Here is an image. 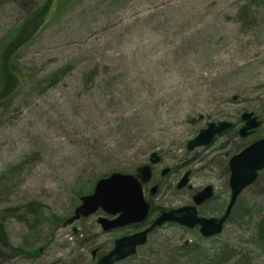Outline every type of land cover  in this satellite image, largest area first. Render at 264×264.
I'll return each mask as SVG.
<instances>
[{
    "label": "rangeland",
    "instance_id": "rangeland-1",
    "mask_svg": "<svg viewBox=\"0 0 264 264\" xmlns=\"http://www.w3.org/2000/svg\"><path fill=\"white\" fill-rule=\"evenodd\" d=\"M32 2L30 8L22 0H0V50L13 29L37 21L40 27L16 55L19 87L0 104V223L13 247L25 244L33 253L25 257L1 249L0 264H96L92 250L121 233L90 231L92 216L85 227L95 237L93 245L82 248L81 238L63 221L98 178L133 172L152 151L163 155L158 179L162 167L174 168L156 202L186 201L188 189L165 190L191 169L193 188L212 183L215 196L207 205L223 211L231 192L227 159L247 145L239 134L231 138V130L242 125L244 111L264 117V5L257 9L253 0H39V8L27 15L37 7ZM243 5L252 6L253 23L241 21ZM45 9L42 18L29 23ZM220 120L235 126L208 146L187 149V141L209 121ZM261 125L251 134L254 140L264 136ZM242 200L243 208L223 231L200 243L211 252L224 242L241 254L252 250V264H264V244L255 246L264 216V171ZM30 202L40 215L20 220ZM195 233L167 224L149 240L177 245L196 240Z\"/></svg>",
    "mask_w": 264,
    "mask_h": 264
},
{
    "label": "water",
    "instance_id": "water-1",
    "mask_svg": "<svg viewBox=\"0 0 264 264\" xmlns=\"http://www.w3.org/2000/svg\"><path fill=\"white\" fill-rule=\"evenodd\" d=\"M241 119L244 123L239 128L240 136L253 133L262 123V120L258 119L253 112L248 111L242 113ZM231 126L232 122L228 120L210 121L187 142V148L192 150L199 146H208L217 135ZM152 155H157V153L153 152ZM228 166L231 196L221 216L198 214L197 206L214 193L213 185H207L193 196L194 204L164 210L146 229L117 238L114 247L101 256L97 264H114L135 254L138 246L147 243L148 233L166 222H177L189 228L199 225L200 232L205 237L221 233L239 195L255 182L259 172L264 169V137L252 141L233 154L229 159ZM189 173L187 171L183 175L178 187H183L189 182ZM151 177L152 169L148 163L138 166L136 173L115 171L100 177L96 181L93 191L81 196V203L75 208L74 214L66 220L65 224L73 223L80 217H87L98 209L116 216L114 219L104 216L98 218V222L105 230L142 222L150 210V203L144 195L143 183L148 182ZM156 187H153V192ZM73 230L76 232L77 228L74 227Z\"/></svg>",
    "mask_w": 264,
    "mask_h": 264
},
{
    "label": "trees",
    "instance_id": "trees-1",
    "mask_svg": "<svg viewBox=\"0 0 264 264\" xmlns=\"http://www.w3.org/2000/svg\"><path fill=\"white\" fill-rule=\"evenodd\" d=\"M252 5H255L254 7L257 9H260L264 5V0H253ZM38 8L39 6L37 7V9ZM251 9H253L251 5H243L240 8L239 16L243 17L241 20L242 22L248 23V21L252 20L251 22L253 23V20L256 19L255 16L252 15ZM46 10L47 9L43 11L40 10V12L39 11L37 12L38 14L31 15L28 18V20H30L29 23H32L33 21L42 18ZM38 24L39 23L37 21L33 25L31 24L32 26L30 27L26 26L25 29L15 28L13 29V32L8 36H6L7 38L3 40V43L5 42L4 43L5 45L0 50V104L11 98L12 95L15 93V90L19 87L16 82L17 72L19 69L16 62V55L18 51L23 46H25L27 42L32 40V38L36 35V33L40 28L37 27ZM260 116L259 118H261ZM262 122L263 123L261 127L264 128V117L262 118ZM233 130H231L232 131L231 138L233 137L236 138L238 136L237 129H235V131ZM259 136L262 135H258V137ZM254 138L255 136H251V135L246 138H242L244 142L243 145L248 144L249 142L254 140ZM238 150H240V148H236V150H233L231 152L234 153ZM223 154L227 159L229 157L230 152L227 151L224 152ZM263 171L264 169L259 172L258 178L263 173ZM229 172H230L229 168L228 166H226V174L229 175ZM258 178L255 180V182L258 180ZM240 199H241V194L238 197L228 220H230L233 213L243 208L240 207L241 205L239 204L244 201L243 200L240 201ZM214 205L215 204L203 207L202 208L203 213H210V211H214L212 213L214 214L217 213L215 210H218V212H220L221 211L220 209L222 207L219 206L217 208V206ZM205 208H208V211ZM39 211L40 210L38 209V206L35 203L30 202L24 207L23 211L20 212L18 217L20 220H23L22 217L30 216L33 217L34 220H36L38 215H40ZM222 212L223 211H221L219 214H221ZM56 220H58L59 223L62 222L61 219H56ZM180 227L186 231H196L195 234L197 236V239L194 241L185 240L182 243H177L176 245L165 241H161V244H154L155 242L154 243L151 242L152 238H150L151 240H149L146 245L140 246L138 248V251L134 255L124 258L120 261L123 262L130 260L132 264H252L256 258V256H252V255L250 256L252 250L246 252L245 254H241L240 251L231 248V246L226 242L217 246L213 252L206 251L205 249L202 248V245L200 243L201 240H211L217 237L218 234L216 236L213 235L209 237H204L200 234L198 229H186L182 226ZM154 233L155 231L151 233V237L153 236ZM73 235L77 236V234L75 233H73ZM85 235H86L85 237L88 238V240H86L85 238V241L82 242L83 246L84 245L87 246L88 244H91V242L93 241V238H90L88 233H86ZM256 239H257L256 241L258 242L256 243L255 246L264 244V216L258 223V232L256 235ZM23 245L13 247L9 239L7 238L3 224L0 223V250L2 249L1 251H3L4 249H9V250L14 249L16 251V255L18 256L19 255L25 257L31 256L33 251ZM112 246H113V240H111V243L109 241L106 242L105 244L102 245V248H100L99 254L101 255L107 252V250H109ZM1 251H0V255H4L3 253H1ZM39 252L40 250L36 248L35 253L37 254ZM7 256L9 255L7 254ZM145 256L148 258V262L144 261Z\"/></svg>",
    "mask_w": 264,
    "mask_h": 264
},
{
    "label": "flooded vegetation",
    "instance_id": "flooded-vegetation-1",
    "mask_svg": "<svg viewBox=\"0 0 264 264\" xmlns=\"http://www.w3.org/2000/svg\"><path fill=\"white\" fill-rule=\"evenodd\" d=\"M23 2H25V3H27V5H29L30 6V8L32 7V5H33V0H22ZM36 1V3H35V5L37 4V3H39V0H35ZM51 1L52 2H55L56 0H48V2H50L51 3ZM60 1V0H59ZM63 2H65V0H63ZM39 6V4H37V7ZM37 7L35 8V9H33L32 11H30L27 15H29V14H31L34 10H36L37 9ZM255 133V132H254ZM252 134V133H251ZM250 134V135H251ZM250 143V142H249ZM153 152H156L157 153V155H152L153 154ZM152 160H154V161H152ZM229 160V159H228ZM162 162H163V155L161 154V151H152L151 152V154L149 155V158H148V161H146V162H144V163H148V164H150V166H151V169H152V177H151V179L148 181V182H146V183H143V191H144V195H145V198H146V200L150 203V210H149V213H148V216L146 217V219L145 220H143L142 222H140V223H135V224H128V225H125V226H120V227H114V228H110V229H108V230H105L104 228H103V226L98 222V218L100 217V216H104V217H107V218H109V219H114L116 216L115 215H111V214H108V213H106V212H104L103 210H98L96 213H94L92 216H95V220H94V222H91L90 223V226L88 227V229L91 231V227H100L101 228V232H103V233H108V232H114V233H116V232H119V233H121L119 236H117V237H114L113 238V246L109 249V250H107V252H105V253H103V254H99V252H100V248H102V245L103 244H101L100 246H98V247H96V248H94L93 250H92V256H93V258H96L97 257V260H96V264L98 263V260H99V258L101 257V256H103L104 254H106V253H108L113 247H114V244H115V240L117 239V238H120V237H122V236H125V235H129V234H133V233H135V232H139V231H142V230H144V229H146L147 227H149V226H151L152 224H153V222L155 221V219L158 217V216H160V214L164 211V210H170V209H172V208H178V207H182V206H185V205H189V204H193V196L198 192V191H200V190H202L204 187H206L207 185H210V184H212V183H207L206 185H204L203 187H201V188H199V189H194L193 188V186H192V184H191V178H192V170L191 169H187L184 173H183V175L187 172V171H189L190 173H189V178H190V180H189V182L185 185V186H183V187H178V183L180 182V180H181V178L183 177V175L179 178V180L177 181V183L176 184H173V183H170L167 187V190H165V193H168L169 191H171V189H174V185H175V189L177 190H175L174 192L176 193V192H181L182 190H189L190 191V193H189V198H187V200L186 201H180L179 203H176V204H172V203H169V204H167L165 201H157L156 202V200H154V198H155V196H156V194L162 189V187L164 188V186H165V180H166V174H168L170 171H172V169H174V168H170V167H168V166H164V167H162L161 168V170H160V179H158V177H157V170H158V167H159V165L160 164H162ZM229 162V161H228ZM144 163H142V164H144ZM189 163V162H188ZM227 166H228V164H227ZM228 168H229V166H228ZM165 169H167L166 171H165ZM135 172H136V169H135ZM213 185V184H212ZM154 186H157L156 187V189H155V191L153 192V187ZM214 186V185H213ZM213 195L211 196V197H209V198H207L206 200H204L201 204H199L198 206H197V208H198V214L199 215H201V216H213V215H216V214H211V213H203V211H202V208L203 207H206V206H208L207 204L214 198V196H215V187L213 188ZM74 212V211H73ZM74 213H72L70 216H72ZM69 216V217H70ZM92 216H89V217H80V218H78V219H76L73 223H71V224H65V222H66V220L69 218V217H67L64 221H63V224L65 225V226H71V230H72V232L74 233V230H73V228L74 227H76L77 228V233H79L77 236H79L80 238H81V240H80V242H81V244H82V242H84L85 241V234L84 233H88L89 234V236H90V238H95V237H93V236H91L90 235V233L88 232V229L85 227V222L86 221H88ZM78 223V224H77ZM167 224H171V225H178V226H182V227H184V228H186V229H198V230H200V226L199 225H196V226H194L193 228H188V227H186V226H183V225H180V224H178V223H176V222H166L164 225H162V226H165V225H167ZM161 226V227H162ZM85 229V230H84ZM157 230V228H155V229H153L152 231H150L149 233H148V238H149V236L151 235V233L152 232H154V231H156ZM122 231H124V232H122ZM72 233V234H73ZM92 233V232H91ZM93 234V233H92ZM81 235H82V237H81ZM96 235V234H95ZM86 240H88V238H86ZM148 242V241H147ZM106 243V242H105ZM104 243V244H105ZM91 244L93 245V241L91 242ZM82 246V248H84V246H83V244L81 245ZM95 251V252H94Z\"/></svg>",
    "mask_w": 264,
    "mask_h": 264
}]
</instances>
